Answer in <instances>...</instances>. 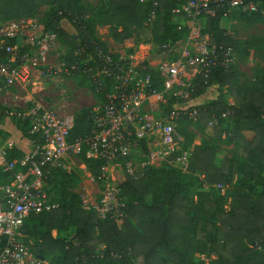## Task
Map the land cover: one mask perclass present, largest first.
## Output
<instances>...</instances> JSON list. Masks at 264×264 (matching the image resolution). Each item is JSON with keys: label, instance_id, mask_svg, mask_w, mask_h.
Masks as SVG:
<instances>
[{"label": "built area", "instance_id": "1", "mask_svg": "<svg viewBox=\"0 0 264 264\" xmlns=\"http://www.w3.org/2000/svg\"><path fill=\"white\" fill-rule=\"evenodd\" d=\"M166 1L140 0L151 6L149 22L156 19ZM170 1H176L172 21L185 32L182 38L139 43L153 46L151 55L140 54L132 40L115 45V49L87 42L79 44V59L71 65L64 57L58 33L46 30L37 18L0 22V96L10 95L11 88L18 85H25L27 91L34 84L30 75L36 74L42 81L61 71L84 75L93 83L95 95H100L91 110L92 128L81 135H73L74 113L48 107L33 99L31 92L22 97L26 98L23 103L18 102L19 95H14L13 104L0 101V117L16 130H10L5 139L0 137V167L10 179L0 186V264H54L31 251L25 240V221L31 213L59 207L49 181L60 171L73 172L74 159L103 162L101 173L91 175L101 184L100 196L90 204L83 202V207L93 209L101 220L124 215L126 201L111 180L115 168L136 177L162 164L190 172L191 148H184L178 120L182 115L200 118L199 108L186 105L197 77H207L218 66L229 70L237 60L235 46L226 39L214 42L207 23L218 16L231 19L234 12L250 15L257 11V5L254 0ZM152 72L161 79L162 89L156 86ZM169 98L176 101L163 113L149 106L155 102L167 107ZM19 123H28L30 136L19 130ZM142 140L148 146L147 154L142 151ZM139 150L141 160L136 157ZM18 151L23 154L17 156ZM201 177L205 189L215 187L225 192L229 188L220 183L210 185L204 175ZM263 240L264 233L255 243L258 249H263ZM73 243L77 246L80 242ZM102 255L83 253L75 258V264H89L91 258Z\"/></svg>", "mask_w": 264, "mask_h": 264}, {"label": "trees", "instance_id": "2", "mask_svg": "<svg viewBox=\"0 0 264 264\" xmlns=\"http://www.w3.org/2000/svg\"><path fill=\"white\" fill-rule=\"evenodd\" d=\"M254 2L256 12L250 15L234 12L231 19L264 22V0ZM175 4L176 1L167 0L156 19L149 22L151 6L140 0H108L107 8L98 14L83 6L82 0H0V22L35 17L43 5H49L52 14L44 28L57 32L60 40L69 47L65 59L71 65L79 59V44L95 42L106 47L95 36L97 24L109 26L116 43L128 40L135 44L152 40L162 43L182 38L185 32L172 21L171 10ZM66 18L80 38L75 39L64 30L61 22ZM231 19L210 18L207 31L212 33L214 42L226 39L236 50L240 45L243 55H247L250 42L241 43L227 36ZM253 52L264 62V47H256ZM152 76L156 86L162 89L158 74L152 72ZM238 78L235 66L229 70L218 66L207 77L198 76L190 99L203 95L213 84L219 86V94L216 99L190 106V109H200L198 121L204 126L224 113L231 114L234 137L240 142L245 157L243 161L226 157L216 164L215 147L204 143L189 147L188 173L168 164L150 167L141 177L124 171L119 187L126 203L124 215L118 218L101 220L93 209L83 207L77 194L62 190L59 200L54 199L59 203L57 209L31 213L27 217L24 232L31 251L49 258L54 264H75V258L83 253H103L102 257L91 258L89 264H192L193 255L206 253L210 243L207 255L212 259L209 264H264V240L262 250L255 246L264 233V66L262 75L247 86H242ZM92 89L95 92L94 86ZM175 101L169 98L165 109H171ZM91 110V107L84 108L75 114L73 135L91 130ZM182 120L193 119L182 115L177 124L178 131L184 135V148H188L190 136L180 127ZM0 121H4L3 116ZM221 125V120L215 124V136H220ZM18 128L30 136L28 123H19ZM141 147L147 154L145 140L141 141ZM22 154L17 152V156ZM85 163L93 176L101 173L102 161L85 160ZM68 174L56 173L49 181L50 191L56 190L57 184ZM199 175H204L210 185H229L233 192L224 196L212 187L209 191L199 192L197 200L191 198L193 185L199 180L202 183ZM9 180L0 167V186ZM257 185H260V191L255 193ZM148 195H152L151 202L146 199ZM227 196L230 197L229 209L224 206ZM71 226L75 227L76 233L67 239L61 232ZM35 233L40 237L33 241ZM74 240H78L79 245L76 246Z\"/></svg>", "mask_w": 264, "mask_h": 264}, {"label": "rangeland", "instance_id": "3", "mask_svg": "<svg viewBox=\"0 0 264 264\" xmlns=\"http://www.w3.org/2000/svg\"><path fill=\"white\" fill-rule=\"evenodd\" d=\"M82 5L92 10L94 14H98L107 8L108 0H82ZM51 14V7L49 5H43L34 18H37L42 26H44V24L51 17ZM61 25L64 30L71 34L75 39L80 38V34L67 18L63 24L61 23ZM229 26L228 32L231 37L239 40L241 43H244L245 41L251 43L247 49L249 50V54L247 55H243V48L240 45L237 47V60L234 64L235 69L239 74L238 81L242 86H247L250 82L255 80V78L260 77L263 72L264 62L262 59L257 57L253 51L256 47H264V22L251 21L246 18H234L230 20ZM95 36L108 48L115 49V45H119V43L115 42L110 32V27L107 25L97 24L95 28ZM60 41L62 43L64 57H66L69 47L63 43L62 40ZM134 46H136V49L140 52V54L145 52L147 55H151L154 49L153 46H149L147 44L139 45L134 43ZM30 78L33 79L34 84L27 87V91L23 87L25 85L14 86L11 88L10 95L2 94L0 96V101L2 100V102L6 101L13 104L15 103L14 95H19L17 98H19L20 101L18 102L23 103L26 98L23 99L22 97H24L27 92H31L33 94V99L42 100L48 107L56 109L61 113L72 112L74 114H79V112L84 108H93L97 103V96L92 89L93 83L82 74L61 71L58 72L56 76L52 77V79L41 81L38 77H36V74L34 76L30 75ZM218 94L219 89L217 88L215 95L218 96ZM211 100L212 99L209 98L202 99L200 100L199 105L210 102ZM149 106L152 107L151 109L159 113H163V110L165 109V106L161 103L151 102L149 103ZM219 120L222 121L221 133L220 136H215L214 126ZM179 125L188 132L190 139H192L191 141L188 139V147H192L194 144L204 143L212 144L215 147L216 164H220V162L226 157H237L240 161L245 159L241 149V144L234 137V120L231 114L224 113L206 126L202 125L198 120H182ZM10 130L12 132L16 131L12 124H7L6 121H0V137H4L5 139L11 134ZM247 136H250V134H247ZM142 156L143 154H141L139 150L138 153H136V157L141 160ZM159 166L160 165H157L156 167ZM124 171L125 170L120 167L115 168L112 172V182L119 186V183L124 179ZM91 175L92 174L89 172L86 163H83L78 159H74L73 172L60 180L57 184L58 186H56V190L50 191L53 198L55 200H59L60 192L65 190L69 193L77 194L82 201L87 204L97 201L100 196L99 189L101 184L98 180H92ZM199 178H202L201 175H199ZM234 182L236 183V180ZM252 183L253 182L250 181V184ZM201 184L199 180V182H196L193 185L189 194L191 198L197 200L199 192L209 191ZM215 190L219 189L215 188ZM259 191L260 185H257L255 187V193H258ZM229 192H233V187H229L225 190V192L219 190V193L224 196L229 194ZM146 199L148 202H151L152 195H148ZM229 204L230 197L227 196L224 200V206L226 209H229ZM75 233V227L71 226L67 231H62L61 235L67 239H71ZM37 235L39 234L35 233L32 235L33 241L36 237H40V235ZM209 244L210 243L207 244V251L210 249ZM207 251L206 253H195L192 257V264H209L212 256L207 255Z\"/></svg>", "mask_w": 264, "mask_h": 264}, {"label": "crops", "instance_id": "4", "mask_svg": "<svg viewBox=\"0 0 264 264\" xmlns=\"http://www.w3.org/2000/svg\"><path fill=\"white\" fill-rule=\"evenodd\" d=\"M64 21H65V19H63L61 23L63 24ZM217 88L219 89V86L217 84L211 85L210 87H208L206 93H204L203 95H200L198 97H195L193 99H190L187 106L199 105L200 100H202V99H208V98L212 99V100L216 99L217 96L215 95V92H217Z\"/></svg>", "mask_w": 264, "mask_h": 264}]
</instances>
